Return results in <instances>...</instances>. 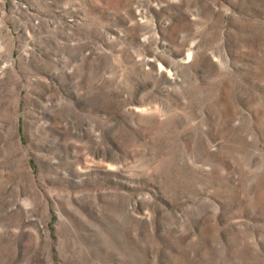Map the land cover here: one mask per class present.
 I'll return each mask as SVG.
<instances>
[{
	"label": "rangeland",
	"instance_id": "rangeland-1",
	"mask_svg": "<svg viewBox=\"0 0 264 264\" xmlns=\"http://www.w3.org/2000/svg\"><path fill=\"white\" fill-rule=\"evenodd\" d=\"M0 264H264V0H0Z\"/></svg>",
	"mask_w": 264,
	"mask_h": 264
}]
</instances>
